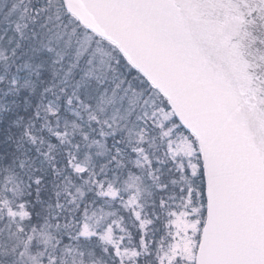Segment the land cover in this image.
I'll list each match as a JSON object with an SVG mask.
<instances>
[{
  "label": "snow or ice",
  "instance_id": "snow-or-ice-1",
  "mask_svg": "<svg viewBox=\"0 0 264 264\" xmlns=\"http://www.w3.org/2000/svg\"><path fill=\"white\" fill-rule=\"evenodd\" d=\"M0 264H264V0H0Z\"/></svg>",
  "mask_w": 264,
  "mask_h": 264
}]
</instances>
